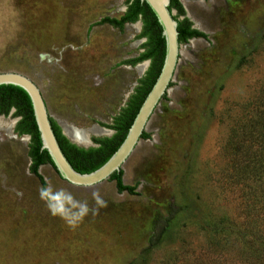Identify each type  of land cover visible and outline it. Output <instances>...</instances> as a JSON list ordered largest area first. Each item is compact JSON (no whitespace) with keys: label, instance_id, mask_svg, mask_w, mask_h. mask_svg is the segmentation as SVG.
<instances>
[{"label":"rangeland","instance_id":"374dc122","mask_svg":"<svg viewBox=\"0 0 264 264\" xmlns=\"http://www.w3.org/2000/svg\"><path fill=\"white\" fill-rule=\"evenodd\" d=\"M178 1L205 38L180 44L148 137L121 167L133 192H118L111 178L78 187L49 164L38 169L45 186L67 189L90 207L94 190L107 201L77 229L51 216L29 171V137L15 133L13 110L0 115V264H253L237 237L243 209L256 206L255 217L264 210V201L252 199L254 181H264V0ZM128 6L0 0V73L29 78L61 133L75 130L86 150L113 136L115 117L150 66L129 64L146 51L140 18L121 29L100 24L119 20ZM166 219L151 247L155 225Z\"/></svg>","mask_w":264,"mask_h":264},{"label":"trees","instance_id":"16d2710c","mask_svg":"<svg viewBox=\"0 0 264 264\" xmlns=\"http://www.w3.org/2000/svg\"><path fill=\"white\" fill-rule=\"evenodd\" d=\"M129 4L126 13L119 19H104L100 24H108L117 29H121L126 23H134L141 19L143 24L141 36L147 39L145 44L146 51L139 56V58L132 60L129 64L133 65L144 60H150V66L145 76L139 81L138 87L135 89L133 95L127 102L120 114L115 117L111 130L114 134L111 138L103 140H93L97 146L96 149L85 150L72 145L61 133L60 128L51 119V126L54 135L57 139L59 147L64 156L72 166V168L80 174L91 173L103 164L115 153V151L122 144L129 127L131 126L141 104L145 97L154 85L162 64L165 54V42L161 35V27L157 20L145 4H141L140 0H126ZM175 10L177 16L174 17L178 21V41L179 44L187 43L191 39L205 38V35L192 28V23L185 17L184 10L178 0H170L169 11ZM179 17H183L179 20ZM13 110L14 116L19 118L15 127V133L20 136H28L29 150L28 157L31 160L29 171L41 182L42 186L45 183L38 173L40 166L49 164L52 166L50 157L45 151H41V142L39 133L34 121L32 106L27 94L20 88L14 86H0V115L7 116ZM261 136V135H260ZM264 136V135H263ZM148 136L143 133L141 139H146ZM250 167L242 169L249 171ZM257 170V169H256ZM122 172L114 173L110 176L115 181L118 192L132 193L133 188L124 186L121 180ZM263 180L257 177L252 186V199L259 202L264 201V187ZM252 206L248 212L246 208L243 209L245 215L242 219L243 229L241 235L238 233V241L245 242L249 251H244L245 257L252 256L253 264H264V210L259 212L255 217ZM226 221H224L225 223ZM169 224V219L158 222L155 225V230L152 238L149 240L151 247H155L161 241ZM226 241L229 240L230 234L225 233ZM240 235V236H239Z\"/></svg>","mask_w":264,"mask_h":264},{"label":"water","instance_id":"95a60500","mask_svg":"<svg viewBox=\"0 0 264 264\" xmlns=\"http://www.w3.org/2000/svg\"><path fill=\"white\" fill-rule=\"evenodd\" d=\"M140 3H145L150 8L161 27V35L165 42L163 64L154 85L141 104L122 144L108 161L97 170L88 174H80L72 168L54 135L51 118L39 88L22 74L14 72L0 73V86L10 85L18 87L29 97L41 142L40 150L48 154L52 162V166H50L58 177L70 185L91 187L110 178L112 174L121 171L122 165L138 144L150 117L172 82L178 63L180 44L177 31L178 21L174 19L173 13L169 11L170 0H140ZM62 135L72 145L86 149L85 146L78 145L70 139L64 132H62Z\"/></svg>","mask_w":264,"mask_h":264},{"label":"clouds","instance_id":"9594fccd","mask_svg":"<svg viewBox=\"0 0 264 264\" xmlns=\"http://www.w3.org/2000/svg\"><path fill=\"white\" fill-rule=\"evenodd\" d=\"M38 191L39 198L44 202L51 216L58 217L71 230L77 229L90 213L96 216L100 209L108 206L98 189L91 194L94 201L92 207L86 200L77 199L71 191L64 188H54L51 183L40 187Z\"/></svg>","mask_w":264,"mask_h":264},{"label":"bare ground","instance_id":"6f19581e","mask_svg":"<svg viewBox=\"0 0 264 264\" xmlns=\"http://www.w3.org/2000/svg\"><path fill=\"white\" fill-rule=\"evenodd\" d=\"M64 133L70 139H72L74 142H76L78 145H81V146H88L89 145V143L87 145H83V144L78 143L80 141V135L73 129H66V131ZM81 141H82V139H81Z\"/></svg>","mask_w":264,"mask_h":264},{"label":"flooded vegetation","instance_id":"af4514ba","mask_svg":"<svg viewBox=\"0 0 264 264\" xmlns=\"http://www.w3.org/2000/svg\"><path fill=\"white\" fill-rule=\"evenodd\" d=\"M86 150V149H85Z\"/></svg>","mask_w":264,"mask_h":264}]
</instances>
